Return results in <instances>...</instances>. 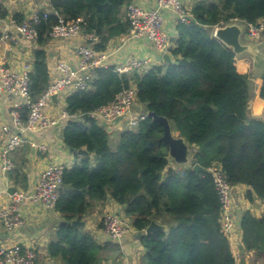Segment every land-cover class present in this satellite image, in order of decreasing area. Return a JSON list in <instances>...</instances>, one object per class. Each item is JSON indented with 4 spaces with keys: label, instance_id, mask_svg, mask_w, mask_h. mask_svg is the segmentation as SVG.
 <instances>
[{
    "label": "trees",
    "instance_id": "trees-1",
    "mask_svg": "<svg viewBox=\"0 0 264 264\" xmlns=\"http://www.w3.org/2000/svg\"><path fill=\"white\" fill-rule=\"evenodd\" d=\"M133 0H50V11H40L39 47L31 72V92L37 99L50 84L45 45L62 16L82 17V32L98 37L95 46L106 50L113 38L129 31L122 7ZM190 18L179 20L174 61L145 71L120 73L112 65L95 68L92 87L66 97L68 119L64 142L75 150L86 148L80 163L66 167L64 188L57 202L67 223L59 226L49 253L64 264H102L106 246L72 225L83 220L92 201L108 198L125 207V215L140 233L147 250L143 264H237L232 244L221 225V204L208 168L215 162L226 170L233 185L244 184L251 201H264V119L251 116L250 76L236 66V54L214 35V26L237 18L255 23L264 18V0H199ZM23 20L22 14H16ZM264 97V73L262 76ZM132 85L139 104L167 117L173 129L194 146L193 165L177 169L163 139L164 126L147 117L135 130L120 134L111 146L107 126L92 113L113 102ZM24 119L29 110L23 108ZM80 155V154H78ZM168 230L145 234L151 221ZM242 242L248 251L264 252V215L251 211L241 218Z\"/></svg>",
    "mask_w": 264,
    "mask_h": 264
},
{
    "label": "crops",
    "instance_id": "crops-1",
    "mask_svg": "<svg viewBox=\"0 0 264 264\" xmlns=\"http://www.w3.org/2000/svg\"><path fill=\"white\" fill-rule=\"evenodd\" d=\"M135 3L145 8H155L157 0H133ZM199 0H183L184 6L190 11ZM122 7V17L125 20ZM50 11V0H1L0 1V33L9 29L8 22L12 16L22 14L24 18H29L33 13L40 11ZM164 31L170 39V48L177 42V25L179 19L172 10H163ZM245 34L242 38L245 42ZM264 40V34L262 36ZM88 43L86 35L81 32L78 36L70 39H53L45 45L47 52V62L50 72V81L60 76L57 64L60 60L71 63L72 66L78 64V49ZM39 47L36 40H30L18 36L15 40L4 39L0 41V64L20 69L25 63L33 66L35 50ZM110 52V63L117 65L126 62L131 57L147 60L148 65L137 71H145L154 65H167L168 61H174L175 57L170 53V60L165 58L155 47L154 43L146 36L133 37L129 31L116 36L111 40L106 49ZM170 51V50H169ZM236 66L242 73L250 76L251 97L249 101V112L251 116L264 119V97L262 96V76L264 73V47L261 50V58H256L252 54L236 55ZM71 93L67 92L58 96L57 100L48 105L45 110L53 118L58 119V123L45 127L34 132L32 138L36 145L29 142L23 143L16 150L11 152L10 160L12 169L4 173L1 169L2 160L0 157V188L10 187L31 193L43 170L51 163L60 162L67 167L80 163L82 156L72 151L64 142V128L68 121L62 117V112L66 110V97ZM12 98L7 92L0 93V153L4 144L5 133L3 126H12L11 107ZM146 110L141 104L134 108L135 112ZM126 120H119L108 124L111 146L115 148L118 144L120 134ZM45 145V149L41 146ZM1 156V155H0ZM94 159V154H90ZM175 167V164L172 165ZM250 187L241 184L236 185L234 190L236 227L237 231L232 239V249L237 258V264H264V252L258 254L256 251L243 253L240 249L242 242L241 218L246 211H251L256 217L264 215V201L255 197L253 201L248 199L246 193ZM4 201H9V194ZM25 222L13 230H8L4 224L0 223V244L24 243L34 246L38 251L37 264H64L59 258L52 257L49 253V244L56 238L57 230L62 221L65 220L57 210H50L43 203L27 200L21 207ZM108 212L125 215V207L111 198L105 201H92V205L84 217V231L92 233L98 242L106 249L103 251L104 261L102 264H143L142 258L146 249L140 241V233L133 228L127 232L120 240L113 239L104 229L102 218ZM159 222V221H158ZM245 247V246H244Z\"/></svg>",
    "mask_w": 264,
    "mask_h": 264
},
{
    "label": "built area",
    "instance_id": "built-area-1",
    "mask_svg": "<svg viewBox=\"0 0 264 264\" xmlns=\"http://www.w3.org/2000/svg\"><path fill=\"white\" fill-rule=\"evenodd\" d=\"M1 1V0H0ZM163 10H172L181 21L190 18V11L184 6L183 0H157L155 8H145L134 1L124 6L123 13L125 20L129 22V33L133 37H148L161 53H168L170 50V39L164 31ZM45 11L44 17H47ZM40 13L35 12L29 18L18 20L12 16L8 22L7 30L0 33V41L4 39L15 40L18 36L30 40H36L39 36L37 27L40 21ZM84 19L67 20L59 17V22L52 27L51 38L70 39L82 32ZM242 21L246 24L244 34L249 41L260 42L264 34V18L255 23H248L234 18L230 22ZM225 25V24H224ZM219 25L214 26V31ZM88 43L82 45L78 51V64L60 60L57 68L60 76L50 81L48 88L34 99L31 92V72L33 66L25 63L22 68L15 69L0 64V93L7 92L14 103L11 107L12 126L4 125V144L1 147L0 157L2 160L1 169L4 173L12 169L10 154L25 142L36 145L32 138L34 132L56 125L58 119L50 116L45 108L54 102V95H61L67 92L73 93L77 90L90 89L95 79V68H107L110 63V52L98 50L95 43L98 37L90 33L86 36ZM148 65L147 60L136 57L129 58L126 62L115 66L120 73H132ZM139 104L138 92L135 85L121 90L115 100L110 104L97 108L92 114L106 126L119 120H126L123 131L137 129L141 120L146 119L148 110L135 112V106ZM23 108L29 110L27 118L24 119ZM145 108V107H144ZM63 118H75L77 114H70L67 110L62 112ZM45 149V145L41 146ZM66 165L60 162L49 164L41 173L34 190L31 193L16 189L8 192L0 188V223L8 230H13L25 222V216L21 209L27 200L41 202L50 210H57V202L64 188V171ZM212 174L221 204V225L224 233L231 243L236 227V210L233 185L226 170L220 163L215 162L208 168ZM241 185V184H239ZM9 194V201H4ZM105 231L115 240H120L127 232L134 227L126 215L114 212L106 213L102 218ZM145 233V230H144ZM38 251L34 246L16 242L11 244H0V264H37Z\"/></svg>",
    "mask_w": 264,
    "mask_h": 264
},
{
    "label": "water",
    "instance_id": "water-1",
    "mask_svg": "<svg viewBox=\"0 0 264 264\" xmlns=\"http://www.w3.org/2000/svg\"><path fill=\"white\" fill-rule=\"evenodd\" d=\"M246 29V24L242 21L237 22H228L225 25H219L215 31L214 35L220 39L225 45L232 48L236 55H242L245 53L252 54L256 58H261V50L264 47V40L260 42L248 41L245 42L242 38ZM165 58L170 60V56L165 54ZM58 95H54L53 99L56 101ZM148 116L153 118L154 121H159L164 126V136L163 139L169 145V156L175 162L176 165H193L195 170H203L204 167L199 163H193L192 158V146L187 138L181 134L176 135L170 120L165 116L158 115L155 111H148ZM72 151H75L71 148ZM77 153L80 155L88 156L90 151L86 148H80L77 150ZM15 187H10V192H14ZM67 223L66 220H63L61 224ZM72 225L74 226H83L85 221L76 218L72 220ZM158 230H168V225L158 222L156 219H153L150 225L145 229V234H151ZM240 249L243 253L246 252V249L243 244L240 245Z\"/></svg>",
    "mask_w": 264,
    "mask_h": 264
},
{
    "label": "rangeland",
    "instance_id": "rangeland-1",
    "mask_svg": "<svg viewBox=\"0 0 264 264\" xmlns=\"http://www.w3.org/2000/svg\"><path fill=\"white\" fill-rule=\"evenodd\" d=\"M246 39H247V36L245 35L244 36ZM174 133L176 134V135H178V134H180L178 131H176L175 129H174ZM194 152H195V148H193L192 149V158L194 157ZM194 159V158H193ZM172 163L173 164H175V162L172 160ZM188 165H176L175 164V167L177 168V169H181V168H186ZM190 166V165H189Z\"/></svg>",
    "mask_w": 264,
    "mask_h": 264
}]
</instances>
